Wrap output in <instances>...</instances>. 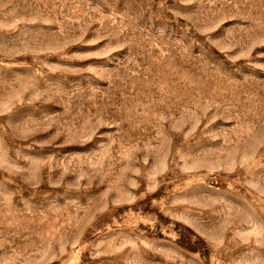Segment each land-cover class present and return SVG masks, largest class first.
<instances>
[{
	"label": "rangeland",
	"instance_id": "obj_1",
	"mask_svg": "<svg viewBox=\"0 0 264 264\" xmlns=\"http://www.w3.org/2000/svg\"><path fill=\"white\" fill-rule=\"evenodd\" d=\"M0 264H264V0H0Z\"/></svg>",
	"mask_w": 264,
	"mask_h": 264
}]
</instances>
